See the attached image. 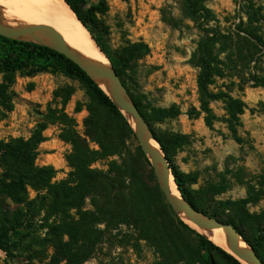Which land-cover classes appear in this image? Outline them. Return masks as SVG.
Segmentation results:
<instances>
[{
	"label": "rangeland",
	"instance_id": "obj_1",
	"mask_svg": "<svg viewBox=\"0 0 264 264\" xmlns=\"http://www.w3.org/2000/svg\"><path fill=\"white\" fill-rule=\"evenodd\" d=\"M246 1L262 6L264 13V0H203V3L222 29H233L239 16L244 21L246 19L240 11ZM99 3L102 11L95 12L96 27L89 26L96 36L102 37L112 56L119 57L134 43L141 42L148 47V53L142 59L130 60L118 76L121 83H125L127 94L141 100L146 109L168 108L173 104L179 108L177 116L167 117L152 128L166 139L175 138L171 159L189 176L186 186L197 206L223 222L236 217L234 208L223 203L248 199L244 210L249 215L263 212L264 112L260 103H264V88L253 87L249 75H264V58L257 57L244 68L241 78L232 69L227 70L228 76L216 78L211 86L214 91H230L233 97L240 98L246 105L240 116L242 128L238 130L243 142L238 143L222 120L226 112L221 101L211 103L218 118L213 129L205 125L203 114L199 112V69L190 58L201 32L185 14L182 0H85L84 8ZM260 33L264 38V25ZM10 95L11 111H7L4 103L0 102V140L3 141L27 138L36 124L44 121L48 107L71 118L74 129L80 134L85 131V119L92 113L103 117L110 128L116 127L113 115L98 102L86 83L80 77L63 71H43L33 76L16 74ZM43 135L45 140L38 146L35 164L56 170L53 181L66 179L71 170L66 159L70 144L59 137V124H49ZM89 145L97 148L92 142ZM141 154L143 151L135 136L124 139L122 159L134 163L149 185H158L151 162L148 160L149 166L146 165ZM114 159L118 163L121 161L117 156ZM92 167L107 169V160L96 162ZM2 173L0 166V232L19 226L22 231L32 234L17 241L10 253L0 250V264H41L45 262L42 258L50 252L46 228L41 227L44 208L39 203L29 202L37 195L30 187H27L28 199L25 202L12 201L1 186ZM84 206L87 210L92 209L88 199ZM236 223L242 225L241 229L246 234L257 237L258 232L252 228L249 219ZM98 227L105 228L104 224ZM260 228H263L261 223ZM261 252L264 256V238ZM185 255V260L173 264H203L189 252ZM213 261L214 264H229L218 254H213ZM160 262V255L146 240L138 239L132 227L119 225L105 228L101 242L83 264Z\"/></svg>",
	"mask_w": 264,
	"mask_h": 264
},
{
	"label": "trees",
	"instance_id": "obj_2",
	"mask_svg": "<svg viewBox=\"0 0 264 264\" xmlns=\"http://www.w3.org/2000/svg\"><path fill=\"white\" fill-rule=\"evenodd\" d=\"M64 1L85 26L119 77L130 60H140L148 53L147 45L138 42L125 48L119 57L112 56L102 37L96 36L89 26L91 24L96 27L95 12L102 11L101 3L85 9V0ZM182 4L185 14L201 32L190 58L191 63L199 69V112L203 114L205 125L213 129L218 118L211 103L221 101L226 112V117L222 120L226 123L231 137L242 143L238 130L242 128L240 116L245 112V103L240 98L233 97L230 91H214L211 86L215 84L216 78L227 77V70L232 69L241 78L244 68L250 66L257 57L264 58V38L260 33L264 25L263 7L246 1L240 9L245 21L239 16L233 29H222L203 0H182ZM211 22L214 24L211 25ZM43 71H63L80 77L93 91L98 102L113 115L116 127L110 128L103 117L92 113L85 119V131L80 134L74 129L71 118L60 110L48 107L44 121L37 123L27 138L0 140V166L3 169L1 186L12 201L18 203L28 199L27 187H30L37 195L29 202L39 203L44 208L41 227L46 228L47 248L50 252L42 258L45 262L41 264H83L101 242L105 228H116L119 225L132 227L136 237L146 240L160 255L161 264L185 260L186 252L203 264H214L213 254H218L229 264H242L185 223L166 202L158 185H149L143 180L134 163L122 159L123 141L127 137L135 136L133 129L111 98L85 71L65 55L46 45L0 34V102L4 103L7 111L13 108L10 88L16 74L33 76ZM249 80L253 87L264 88V75L250 73ZM122 86L129 94L123 81ZM129 96L158 142L181 196L199 212L213 217L197 206L186 186L189 176L171 159L175 138L166 139L152 128V125L167 117L177 116L180 112L178 106L173 104L168 108L146 109L141 100ZM260 108L264 112V103H260ZM55 123L60 125L59 137L71 146L66 158L71 170L66 179L59 181H53L56 170L51 166L35 164L38 146L45 140L43 131L49 124ZM90 142L96 144L97 148H91ZM115 156L120 158V163L115 161ZM141 156L149 166L148 159L144 154ZM102 160H107V169L92 167L94 163ZM86 199L89 200L91 210L85 209ZM248 202V199H244L223 203L224 206H232L236 214L234 219L230 218L226 223L240 233L264 262L261 252L264 211L249 215L244 210V205ZM246 219L250 220L252 228L258 232L257 237L249 236L241 229L242 225L236 223ZM99 224H104L105 228H99ZM31 234L29 231H22L19 226L0 232V250L10 253L11 247L17 241Z\"/></svg>",
	"mask_w": 264,
	"mask_h": 264
},
{
	"label": "bare ground",
	"instance_id": "obj_3",
	"mask_svg": "<svg viewBox=\"0 0 264 264\" xmlns=\"http://www.w3.org/2000/svg\"><path fill=\"white\" fill-rule=\"evenodd\" d=\"M44 28L55 31L64 45L77 58L92 67L109 68L110 62L96 47L89 32L74 16V13L63 0H0V29L24 30L33 29L29 32L16 35L17 38L55 47L52 35ZM96 84L107 94H112V84L108 78L92 76ZM128 120L136 127L133 118L128 115ZM148 141L150 148L157 154H162L158 144L152 140L148 133L143 135ZM156 167L161 170L162 165L157 162ZM169 192L178 197L179 191L171 174H169ZM185 220V216L180 214ZM198 220H204L202 216ZM202 235L222 247L229 254L237 258L242 264H252L246 259L236 255L228 246L230 229L218 226H198L190 224ZM236 243L242 249H249L242 236L236 237Z\"/></svg>",
	"mask_w": 264,
	"mask_h": 264
},
{
	"label": "water",
	"instance_id": "obj_4",
	"mask_svg": "<svg viewBox=\"0 0 264 264\" xmlns=\"http://www.w3.org/2000/svg\"><path fill=\"white\" fill-rule=\"evenodd\" d=\"M64 3H65V1H64ZM74 16H75V14H74ZM75 18L77 19L76 16H75ZM77 21H79V20L77 19ZM81 25L84 26L82 23H81ZM44 29L48 30V32L52 35V38L56 44L55 47H50V46H48V47L57 50L58 52L65 55L68 59L72 60L83 71H85L87 73V75L92 80H93L92 76L108 78L110 80V82L112 84V94L111 95L107 94L101 87L100 88L109 96V98H111V100L114 102V104L117 106V108L123 113V115L126 117L127 120H128V115H130L131 118H133V120L135 121L136 127L134 128L131 126V124L128 120L130 126L133 129L135 138L137 139V141L141 147V150L143 151V154L148 158V160L151 162V164L153 166L155 177L158 181L159 189H160L161 193L163 194L166 202L172 208V210L188 225L190 223V224H195L198 226H209V225H211V226H218L221 228L230 229L231 232H229L228 246L232 249V251L236 255H238L239 257L248 260L252 264H264V262L255 253L254 249L247 243V241L243 237L242 238L247 243L249 249H242L238 246V244L236 243V237L241 236V235L231 224L223 222L219 219H216L215 217L206 216L203 213L199 212L198 210L193 208L186 201L185 198H183L181 196L180 192H179L178 197L170 194V192H169V174L172 175V173H171V170L168 166V162H167L158 142L154 139L153 135L149 131L145 120L141 116L137 107L134 105L130 96L127 94L126 90L123 88L122 83H121L116 71L112 68L111 64H110L109 68H98V67H92V66L88 65L87 63H85L84 61L77 58L71 51L68 50V48L64 45L63 41L61 40L60 36L55 31H53L51 29H47V28H44ZM31 30H33V29H24V30L0 29V34L6 36L8 38L26 41V40H22V39L17 38L16 35L17 34L20 35L22 33H26V32H29ZM28 42H30V41H28ZM95 45L99 49V47L97 46L96 43H95ZM99 51L101 53H103L100 49H99ZM103 55H104V53H103ZM105 58L108 59L106 56H105ZM145 133H148L150 138L158 144L159 150L161 151L162 154H157L150 148L148 142L143 138V135ZM157 162H159L162 165L161 170H158V168L156 167L155 164ZM172 177H173V175H172ZM173 180H174V177H173ZM180 214H183L185 216V220L180 216ZM198 216H202L204 218V220H201V221L198 220L197 219ZM224 251H226V250H224ZM235 259H237V258H235Z\"/></svg>",
	"mask_w": 264,
	"mask_h": 264
}]
</instances>
